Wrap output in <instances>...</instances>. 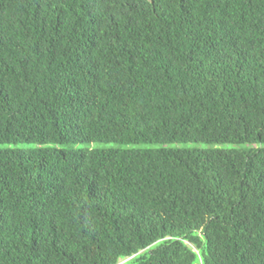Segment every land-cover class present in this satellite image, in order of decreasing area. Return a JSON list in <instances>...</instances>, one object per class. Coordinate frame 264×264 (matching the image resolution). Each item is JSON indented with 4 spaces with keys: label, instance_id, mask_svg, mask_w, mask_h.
I'll list each match as a JSON object with an SVG mask.
<instances>
[{
    "label": "trees",
    "instance_id": "1",
    "mask_svg": "<svg viewBox=\"0 0 264 264\" xmlns=\"http://www.w3.org/2000/svg\"><path fill=\"white\" fill-rule=\"evenodd\" d=\"M0 264H264V0H0Z\"/></svg>",
    "mask_w": 264,
    "mask_h": 264
},
{
    "label": "rangeland",
    "instance_id": "2",
    "mask_svg": "<svg viewBox=\"0 0 264 264\" xmlns=\"http://www.w3.org/2000/svg\"><path fill=\"white\" fill-rule=\"evenodd\" d=\"M126 262V261H123V263Z\"/></svg>",
    "mask_w": 264,
    "mask_h": 264
}]
</instances>
